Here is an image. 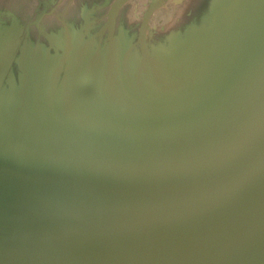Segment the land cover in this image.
<instances>
[{
  "label": "water",
  "instance_id": "1",
  "mask_svg": "<svg viewBox=\"0 0 264 264\" xmlns=\"http://www.w3.org/2000/svg\"><path fill=\"white\" fill-rule=\"evenodd\" d=\"M187 1L0 0V264H264V0Z\"/></svg>",
  "mask_w": 264,
  "mask_h": 264
},
{
  "label": "rangeland",
  "instance_id": "2",
  "mask_svg": "<svg viewBox=\"0 0 264 264\" xmlns=\"http://www.w3.org/2000/svg\"><path fill=\"white\" fill-rule=\"evenodd\" d=\"M203 1L204 0H198L196 2V0H188L187 1V7L193 9V7H195V5H196L197 8L199 9L202 6ZM182 10H184V9H182Z\"/></svg>",
  "mask_w": 264,
  "mask_h": 264
}]
</instances>
